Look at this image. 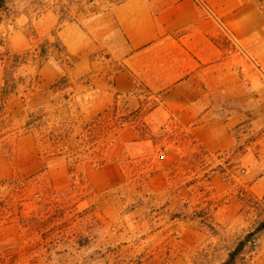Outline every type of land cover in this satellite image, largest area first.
<instances>
[{
  "label": "rangeland",
  "instance_id": "rangeland-1",
  "mask_svg": "<svg viewBox=\"0 0 264 264\" xmlns=\"http://www.w3.org/2000/svg\"><path fill=\"white\" fill-rule=\"evenodd\" d=\"M100 1L10 0L0 10V264L220 263L264 221V125L213 152L167 125L150 131L156 101L143 88L91 108L92 89L67 88L78 59L60 56L57 33L82 37ZM44 59L65 79L47 90ZM252 239L245 264H264V230Z\"/></svg>",
  "mask_w": 264,
  "mask_h": 264
},
{
  "label": "crops",
  "instance_id": "crops-1",
  "mask_svg": "<svg viewBox=\"0 0 264 264\" xmlns=\"http://www.w3.org/2000/svg\"><path fill=\"white\" fill-rule=\"evenodd\" d=\"M100 3L101 10L92 11L82 37H70L74 28L57 33L66 48L60 56L78 59L67 88L78 93L92 89L91 108L103 110L143 88L156 101L147 114L150 131L167 125L213 152L232 148L241 128L264 125V0ZM219 23L242 52L229 51ZM47 36L40 32L38 44ZM114 63L121 69L102 73ZM82 70L90 72L88 82L78 81ZM38 74L41 90L64 79L46 59ZM3 83L0 70V105Z\"/></svg>",
  "mask_w": 264,
  "mask_h": 264
},
{
  "label": "trees",
  "instance_id": "trees-1",
  "mask_svg": "<svg viewBox=\"0 0 264 264\" xmlns=\"http://www.w3.org/2000/svg\"><path fill=\"white\" fill-rule=\"evenodd\" d=\"M9 1L10 0H0V10L3 9ZM4 104H5V96L3 95V99H2V103L0 105V109H3ZM26 126H30V124L27 123ZM50 136L51 137H49V136L47 137V140L50 141L49 142L50 145L53 146L56 144L55 141L58 140L59 135L50 134ZM263 230H264V221H261L257 225V227L255 228V230L253 232L249 233L245 237V240L239 241L237 243V245L227 253L225 260H223L222 262L217 263V264H245L244 250L247 247V243L249 241L252 242L253 236L256 233L261 232Z\"/></svg>",
  "mask_w": 264,
  "mask_h": 264
},
{
  "label": "built area",
  "instance_id": "built-area-1",
  "mask_svg": "<svg viewBox=\"0 0 264 264\" xmlns=\"http://www.w3.org/2000/svg\"><path fill=\"white\" fill-rule=\"evenodd\" d=\"M220 28L225 36V39L227 40L228 44H229V51L230 52H242V49L238 43V41L236 40V38L228 31L224 28V26H222L220 23ZM262 76L264 78V72H262Z\"/></svg>",
  "mask_w": 264,
  "mask_h": 264
}]
</instances>
